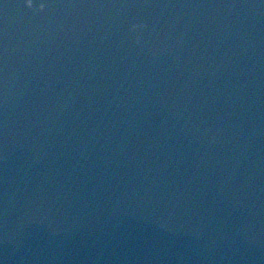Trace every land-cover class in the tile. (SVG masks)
<instances>
[{
	"label": "water",
	"instance_id": "95a60500",
	"mask_svg": "<svg viewBox=\"0 0 264 264\" xmlns=\"http://www.w3.org/2000/svg\"><path fill=\"white\" fill-rule=\"evenodd\" d=\"M0 264H264V0H0Z\"/></svg>",
	"mask_w": 264,
	"mask_h": 264
}]
</instances>
